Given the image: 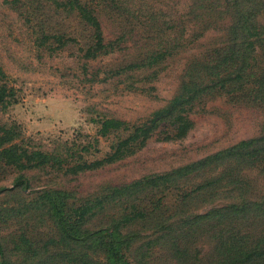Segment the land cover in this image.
<instances>
[{"label":"rangeland","instance_id":"374dc122","mask_svg":"<svg viewBox=\"0 0 264 264\" xmlns=\"http://www.w3.org/2000/svg\"><path fill=\"white\" fill-rule=\"evenodd\" d=\"M88 1L100 13L107 44L94 57L83 55L88 43L83 35L88 31L74 12L54 0H0V63L13 89L0 108V124H14L20 132L18 142L28 149L62 154L65 146H71L76 156L82 154L89 161L110 153L127 133L121 127L103 135L98 131L100 120L114 116L132 125L164 105L193 56L220 45L226 20L196 37L191 35L193 22L186 15L185 0H115L119 7L112 0ZM261 16L264 20V12ZM57 34H71L76 40L60 45ZM165 45L171 52L152 59L151 65L125 67ZM238 97L214 90L193 108L194 125L184 137L162 139L161 133H154L135 151L95 168L74 173L52 163L22 170L1 165L0 236L6 256L15 259L14 264H67L55 242L41 255L33 248L20 250L25 245L20 235L34 239L36 248H41L53 233L47 212L30 203L41 189L66 188L71 194L68 205L77 204L101 194L108 185L170 170L258 134L263 109ZM86 143L89 150L83 148ZM20 173L27 179L25 185L17 184ZM179 190L157 192L154 198L175 201L183 194ZM128 204L113 201L105 212L127 210ZM214 241L207 232L196 242L206 253ZM54 250L60 251L56 257L51 254Z\"/></svg>","mask_w":264,"mask_h":264},{"label":"trees","instance_id":"16d2710c","mask_svg":"<svg viewBox=\"0 0 264 264\" xmlns=\"http://www.w3.org/2000/svg\"><path fill=\"white\" fill-rule=\"evenodd\" d=\"M54 1L85 23L88 33L83 36L88 43L84 56L94 57L106 48L94 4ZM112 2L119 7L120 3ZM185 5L193 22L191 35H203L225 19L224 38L205 55L193 56L172 97L142 122L129 125L114 116L100 120L98 131L103 135L121 127L127 130L110 153L88 161L82 154L76 156L71 146H65L62 154L61 150L55 154L28 149L18 142L20 132L14 124H0V166L22 170L52 163L76 173L135 151L154 133H161L162 139L184 137L194 125L193 108L214 90H226L264 111V0H185ZM56 38L60 45L76 40L71 34H57ZM170 52L168 45L158 46L125 67L151 65L152 59ZM12 94L0 63V108ZM83 148L89 150V143ZM26 180L23 173L17 175V184L25 185ZM188 185L191 187H184ZM173 188L183 193L175 201L154 198L157 192ZM70 196L69 190L60 187L37 192L30 203L47 212L53 233L41 248H36L34 239L20 235L25 244L20 250L33 248L41 255L55 242L61 247L60 259L67 264H264V119L258 134L198 159L108 185L101 194L77 204L68 205ZM116 200L130 201V207L107 214L106 209ZM171 204L176 210L168 212ZM207 232L215 241L211 251L202 253L196 241ZM59 253L54 250L51 254L56 257ZM14 261L6 256L0 236V264Z\"/></svg>","mask_w":264,"mask_h":264}]
</instances>
